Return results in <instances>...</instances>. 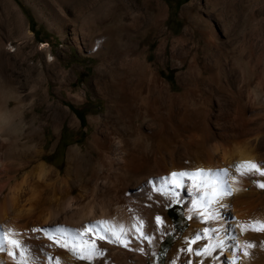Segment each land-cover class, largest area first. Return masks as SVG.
<instances>
[{"label": "rangeland", "instance_id": "1", "mask_svg": "<svg viewBox=\"0 0 264 264\" xmlns=\"http://www.w3.org/2000/svg\"><path fill=\"white\" fill-rule=\"evenodd\" d=\"M133 2L142 3L134 8L139 13L162 11L159 27L151 23L142 39L125 29ZM138 41L140 52L134 50ZM0 68L11 78L6 92L0 91V105L18 108L0 122V155L7 148L12 155H31L30 131L36 125L42 128V155L63 176L69 149L90 150L93 136H102L116 120L113 109L122 111L115 84L156 94L155 76L170 88L176 120L186 110L201 119L205 134L201 140L185 136V155H223L235 141L264 155V113H257L264 105L248 109L245 123L234 120L232 94L220 86L226 82L231 91L246 94L249 81L264 79V0H0ZM74 109L81 110L83 124ZM44 191L50 220L53 201L49 187ZM185 196L177 204L163 194L171 225L146 264L170 263L173 247L189 227ZM171 206H176L175 221L167 213ZM37 216L27 219L31 229L44 227ZM60 257L68 264L64 253ZM110 259L104 264H123Z\"/></svg>", "mask_w": 264, "mask_h": 264}, {"label": "bare ground", "instance_id": "2", "mask_svg": "<svg viewBox=\"0 0 264 264\" xmlns=\"http://www.w3.org/2000/svg\"><path fill=\"white\" fill-rule=\"evenodd\" d=\"M141 6L142 3L139 2H133L130 5L131 20L125 27L127 34L130 36L133 34L140 39L148 31L151 23L158 26L157 21L161 14L160 7L154 8L151 14L149 10L144 13L136 12L134 8ZM110 44V47H114L112 43ZM140 44L138 41L134 45L136 52L141 51ZM142 63H144L145 71L150 69L147 58H144ZM220 63L217 58L216 68L221 65ZM0 76L3 78L0 91L2 89L6 92L8 86H11V78L5 75L1 68ZM154 78L156 94L145 93V88L135 93L124 87V83L123 85L115 84L117 107L120 105L122 111L113 109L116 120H110L109 130L102 129V136H98L97 133L93 136V141H90L89 145L90 150L81 151L76 146L69 149L64 176L59 168L47 162L48 155H42L45 149L40 141L42 128L36 125H33L30 131V142L33 148L31 155H12L11 148H7L4 155H0V225L4 230H30L31 226L27 219L35 214H38L37 218L39 222L44 223L42 224L44 227L61 224L72 229H83L86 225L98 220L111 221L113 225L132 228L134 224L139 223L137 218H142L145 222L144 231L152 235L154 239L151 243L146 240H134L130 247L133 249L142 247L143 252L130 251L117 244L108 243L107 240L97 239V244L106 249L107 254L95 261L97 264H104L105 260L108 262L111 258V262L119 259L123 264H146L151 253L163 239L164 231L171 225L163 206V193L154 191L150 182L170 177L174 171L192 172L198 169L215 171L228 168L231 174L236 176L235 165L246 161L264 162V155H254L253 150L249 149L244 142L236 141L224 149L223 155H198V153L185 155L184 147L187 145L185 136L188 134L193 137L196 134L201 140L205 134L201 119L195 113L192 117L191 113L185 109L186 111L176 120L170 88L163 83L162 76ZM220 86L232 94L233 101H230V108L236 109L234 120L240 118L245 123L247 119H250L248 109L255 108V104L264 105V79L258 77L249 81L246 94L231 91L226 82H221ZM16 111H18L17 107L11 109L0 105V122L3 120L5 122V119L10 118ZM257 113L263 114L264 110L259 109ZM58 119L59 117L56 121ZM71 123L73 124L72 121ZM236 152L238 155H235ZM28 168H30L29 171L26 170ZM206 179L211 183L213 180L211 173ZM256 180H264V177L258 175L241 177L240 184L233 183V187H242L243 190L224 197L221 201L224 206L220 207L219 211L233 231L236 230L233 226L237 223H245L253 219L264 221V188L258 187L254 182ZM186 183L188 188L181 194L186 195L184 197L187 201L186 216L192 218H188L189 227L173 247L169 264H188L189 260L192 264H198L201 259L204 264H233L232 257L236 253L232 250H226L219 255L218 259L216 253L202 258L192 253L180 252V249L187 247L186 241L206 226L196 218L191 210L192 204L197 200L209 199L211 193L210 187L197 190L192 187V182L186 181ZM45 187H49L48 198L53 201L50 220L48 215L45 216L43 207V200H46ZM204 192H208L209 196L205 197ZM9 195H11V203ZM26 201L29 206L26 205ZM157 215L166 218L165 225L157 227L155 221ZM37 234L28 232L25 238V241L34 244L29 258L31 259L33 254L38 257L32 260V264H56V257L60 258L61 264H66L60 257L61 253H64L68 259V264H89L88 261H80L69 251L54 244L51 252V248L46 247L50 244H48L49 241L46 243V238L40 239L42 241L35 239ZM134 234V231L129 233L130 236ZM244 241H253L256 247L249 249L253 253L252 257L244 258L241 264H264V246H261L264 233L248 232L240 236L241 245ZM205 243L206 241L201 240L198 245H192V247L203 246ZM41 248H43L42 251ZM254 250L261 255L260 258H254L256 255ZM49 255L53 257V260L48 259ZM0 264H14V261L6 253H0Z\"/></svg>", "mask_w": 264, "mask_h": 264}, {"label": "snow or ice", "instance_id": "3", "mask_svg": "<svg viewBox=\"0 0 264 264\" xmlns=\"http://www.w3.org/2000/svg\"><path fill=\"white\" fill-rule=\"evenodd\" d=\"M237 175L233 176L228 168L219 170L198 169L196 171H179L172 172L170 177L161 178L157 182H150L153 190L162 192L163 194L175 199L177 204L182 203L181 193L188 188L186 181L192 182V187L197 190L210 187V198L207 200H197L192 204V211L196 218L206 226L195 233L194 236L186 241L187 247L180 249L183 253H192L198 257L212 256L213 253L222 255L226 250H232L236 255L232 257L233 264H241L244 258H251L253 253L249 249L255 248L256 243L253 241H244L243 245L240 242V236L248 232L264 233V221L253 219L245 223H237L230 228L221 215L219 208L224 205L221 203L224 197L232 196L238 191H242V187H233V183L240 184L241 177L261 176L264 177V162L246 161L235 165ZM211 173L213 180L209 183L206 179ZM258 187L264 188V180L254 181ZM204 196L208 197L209 193L204 192ZM189 219L192 217L189 216ZM235 219V218H233ZM138 224H134L132 228H126L124 225H113L111 221L98 220L86 225L83 229H72L63 225H51L46 227H34L24 231L19 230H4L0 225V253H6L12 257L14 264H32V260L38 259L34 254L29 258V253L32 252V246L26 244L25 238L28 232L32 234L39 233L35 239L39 240L46 238L51 245H56L61 249L69 251L80 261H88L89 264L97 259L104 257L106 249H103L97 244V239L100 241L107 240L108 243L117 244L130 251L143 252L144 249L131 248V244L136 241L152 242L154 237L144 231V220L137 218ZM157 227L166 224V218L157 215L155 217ZM209 222L210 226H209ZM134 231V235H129ZM31 239L33 237H27ZM204 240L206 243L203 246L193 248L192 245ZM264 246V241L261 242ZM43 248H41V251ZM51 261L53 257L48 256ZM56 264H61L60 258H55ZM188 264H192L189 260ZM198 264H204L201 259Z\"/></svg>", "mask_w": 264, "mask_h": 264}, {"label": "trees", "instance_id": "4", "mask_svg": "<svg viewBox=\"0 0 264 264\" xmlns=\"http://www.w3.org/2000/svg\"><path fill=\"white\" fill-rule=\"evenodd\" d=\"M74 111H75V113L77 114V116H78V118L80 119V121H81V124H83L82 123V120H83V115H81L80 113H79V111H81V110H75L74 109ZM175 207L176 206H171V207H169L168 208V210H167V213H168V215L175 221V213H174V209H175ZM178 230H182V228H178ZM186 230V229H185Z\"/></svg>", "mask_w": 264, "mask_h": 264}]
</instances>
